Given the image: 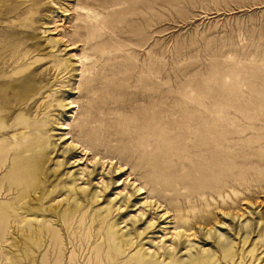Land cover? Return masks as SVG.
<instances>
[{
    "label": "rangeland",
    "instance_id": "obj_1",
    "mask_svg": "<svg viewBox=\"0 0 264 264\" xmlns=\"http://www.w3.org/2000/svg\"><path fill=\"white\" fill-rule=\"evenodd\" d=\"M1 80L0 264H264V0H0Z\"/></svg>",
    "mask_w": 264,
    "mask_h": 264
},
{
    "label": "bare ground",
    "instance_id": "obj_2",
    "mask_svg": "<svg viewBox=\"0 0 264 264\" xmlns=\"http://www.w3.org/2000/svg\"><path fill=\"white\" fill-rule=\"evenodd\" d=\"M91 5V4H90ZM104 6V5H103ZM112 6H114V5H112ZM89 7V6H88ZM85 8V7H84ZM89 10V9H88ZM83 11V10H82ZM86 11V10H85ZM100 20V19H99ZM103 24V23H102ZM74 45V44H73ZM72 46V45H71ZM74 48V47H73ZM76 55V54H75ZM79 57V56H78ZM71 58V57H70ZM6 82L5 81H0V86H4V84H5ZM7 86H9V85H7ZM13 90V89H12ZM42 103V102H41ZM55 104V103H54ZM39 106V105H38ZM77 106V104H75V102L74 101H71L70 102V104H69V108H75ZM79 115H81V114H79ZM78 115V116H79ZM69 116H73V111L69 114ZM81 117H82V115H81ZM58 123V122H57ZM63 126V125H62ZM64 128H67V126H65ZM15 131V130H14ZM37 132H38V134H42V133H44V132H46V128L45 127H43V126H40L38 129H37ZM36 133H32V136L33 135H35ZM29 135H31V134H29ZM66 137V136H65ZM68 138V137H67ZM51 140H53V139H51ZM56 142V141H55ZM71 143L70 144H72V145H74L75 147H78L79 146V148H81L83 145L82 144H79V142H76V141H74V140H72V141H70ZM47 143V142H46ZM52 143V142H51ZM19 144V143H18ZM65 144H67V143H65ZM54 146V145H53ZM55 147V146H54ZM42 148H43V145H42ZM59 148V147H58ZM66 147H64V149H65ZM68 148V147H67ZM73 148V147H72ZM83 149H86L84 146H83ZM76 150V149H75ZM86 151H87V149H86ZM64 152H66V151H64ZM86 153V152H85ZM63 154V153H62ZM56 155V154H55ZM98 155V154H97ZM96 157V156H95ZM83 158V157H82ZM101 158L99 157V159L98 160H100ZM112 160V159H111ZM61 161V160H60ZM58 162L57 164L58 165H61V163L62 162ZM88 161V160H87ZM101 161V160H100ZM68 162V161H67ZM109 163V162H108ZM104 161H102L101 162V165H103L104 166ZM101 168V167H100ZM68 169V168H67ZM106 169V168H105ZM100 170V169H99ZM70 171V170H69ZM89 171V170H88ZM125 171V170H124ZM63 172H64V170H63ZM91 172V171H90ZM88 173V172H87ZM121 173V172H120ZM60 174V173H59ZM72 175V174H71ZM124 175V174H123ZM70 176V175H69ZM77 177H78V175H77ZM71 178V177H70ZM120 178V177H119ZM118 178V179H119ZM79 179V178H78ZM72 180V179H71ZM70 180V181H71ZM75 180V179H74ZM73 180V181H74ZM96 180V179H95ZM134 180V179H133ZM87 181V180H86ZM116 182V181H115ZM133 183V182H132ZM78 184V183H77ZM102 185H103V183H102ZM119 185V184H118ZM130 185V184H129ZM128 186V185H127ZM67 187H69V191L71 192V193H73L74 194V196H76L75 194L77 193L78 194V192H77V189H76V187L74 186V184L72 183V185H67ZM134 187H136V186H134ZM94 188V187H93ZM128 188V187H127ZM85 189V188H84ZM138 190H140V193H146L147 191L145 190V188H144V186H142V185H140V187L138 188ZM96 191V190H95ZM65 192H66V190H65ZM3 193V192H2ZM127 194V193H126ZM103 195V194H102ZM100 196V194H97V193H93V195H92V198H98ZM105 197V196H104ZM145 199H146V201H144L143 200V204L145 203V202H147V200H148V198H149V196H145L144 197ZM173 198V197H172ZM5 199V198H4ZM139 199V198H138ZM174 199V198H173ZM178 199V198H177ZM82 200V199H81ZM156 200V199H155ZM150 202V201H149ZM138 203V202H137ZM78 204V203H77ZM133 204V203H132ZM135 204V203H134ZM147 204V203H146ZM150 204H151V202H150ZM129 206V205H128ZM156 206V205H155ZM160 206H161V203H160ZM157 209H159V206H157ZM178 209H181V206H179L178 207ZM201 209H203V208H201ZM210 209V208H209ZM217 209V208H216ZM224 209V208H223ZM227 209V208H226ZM241 209V208H240ZM127 210V209H126ZM146 210V209H145ZM160 210H162V209H160ZM186 210V209H185ZM205 210V209H204ZM225 210V209H224ZM109 211H110V207L107 205L106 207H105V216H108V213H109ZM134 211V210H133ZM203 211V210H202ZM210 211V210H209ZM215 211V210H214ZM213 211V212H214ZM135 212V211H134ZM167 212H164L163 214H162V216L163 217H167L168 215L166 214ZM220 213H221V211H220ZM227 213V212H226ZM126 214V213H125ZM128 214V213H127ZM223 214V213H222ZM237 214V213H236ZM33 215V214H32ZM187 215V214H186ZM218 215V214H217ZM120 216V215H119ZM189 216V215H188ZM21 217V216H20ZM154 219H155V217H153ZM190 218V217H189ZM194 218V217H193ZM217 218V217H216ZM216 218H215V220H216ZM238 219V218H237ZM115 220V219H114ZM117 221V220H116ZM162 221H164V220H162ZM224 221V220H223ZM197 222V221H196ZM128 224V223H127ZM126 224V225H127ZM195 224V223H194ZM193 224V225H194ZM199 224V223H198ZM201 224V223H200ZM211 224V223H210ZM216 224V223H215ZM214 223H213V225H215ZM167 225V224H166ZM203 225V224H202ZM205 225V224H204ZM246 225H248V224H246ZM78 226V225H77ZM197 226V225H196ZM201 226V225H200ZM123 227V226H122ZM204 227V226H203ZM214 226H212L211 228H213ZM78 228V227H77ZM113 228V227H112ZM210 228V229H211ZM111 229V228H110ZM132 229V228H131ZM130 229V230H131ZM174 229L175 230H177V229H179V230H177L176 231V233H178V235L179 234H181V235H185V236H187V237H189L191 234L190 233H188V232H190L192 229H193V226H191L189 223H188V220L187 219H183V220H181L180 222H176V225L174 226ZM203 229V228H202ZM214 229H215V227H214ZM98 230V229H97ZM120 230V229H119ZM144 230V229H143ZM209 230V229H208ZM180 231H182L181 233H180ZM116 232H117V230H116ZM127 233V232H126ZM148 233V232H147ZM194 234V233H193ZM248 234V233H247ZM107 235V234H106ZM105 235V236H106ZM145 236V235H144ZM147 236V235H146ZM119 237V236H118ZM131 237V236H130ZM148 237V236H147ZM153 237V236H152ZM172 237V236H171ZM144 238V237H143ZM233 238V237H232ZM245 238V237H244ZM133 239V238H132ZM140 241V240H139ZM128 242V241H127ZM225 242H222V243H220L221 245H222V252H223V256H228V255H233L234 256V252H235V249L233 250L232 249V245H230L228 242L227 243H225ZM251 243V242H250ZM140 244H141V242H140ZM231 244H233L232 242H231ZM137 247V246H136ZM211 247V246H210ZM135 248V247H134ZM169 248H170V246H169ZM201 248V247H200ZM208 248V247H207ZM209 249V248H208ZM140 250V249H139ZM254 250V249H253ZM215 252V251H214ZM218 252V251H217ZM104 253V252H103ZM142 253H143V251H142ZM191 253V252H190ZM239 254V253H238ZM214 255L215 254H206V255H204L203 254V256H202V260H204V262H210V263H213V261H214V259H215V257H214ZM175 256V255H174ZM257 256V255H256ZM167 257V256H166ZM188 258V257H187ZM133 259V258H132ZM196 259V258H195ZM248 259V258H247Z\"/></svg>",
    "mask_w": 264,
    "mask_h": 264
}]
</instances>
